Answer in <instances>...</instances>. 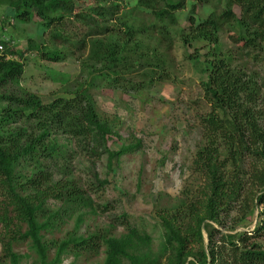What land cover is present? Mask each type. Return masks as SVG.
Masks as SVG:
<instances>
[{
	"label": "trees",
	"instance_id": "16d2710c",
	"mask_svg": "<svg viewBox=\"0 0 264 264\" xmlns=\"http://www.w3.org/2000/svg\"><path fill=\"white\" fill-rule=\"evenodd\" d=\"M75 1L0 0L6 24H33L38 30L40 41L26 39L24 50L34 51L41 61L58 63L70 57L71 50L86 48L80 69L91 70L85 77L78 76L65 97L42 103L19 85L23 53L10 46L12 38L0 37V224L2 238L6 237L0 264H21L22 255L13 251L11 242L26 245L33 257L31 264H60L63 256H97L101 249V264H159L164 258L167 264H264L261 227L250 235H220L216 239L218 231L207 225L203 247L198 218L204 213L219 225V214L242 196L236 177L224 183L222 168L226 164L236 166L248 159L250 183L264 195V118L258 110L264 108V94L260 93L262 85L255 84L257 74L253 70L246 74L245 69L251 63L264 72V0H222L224 9L208 13L205 19L198 18L195 11L196 3L204 5L207 0H93L80 9ZM187 5L182 28L187 33H182V42L186 47L196 42L208 45L203 54L195 51L186 55L189 64L200 72L208 106L198 120L203 143L192 161L207 179L208 192L201 193L200 201L184 206V215L157 214L163 233L156 251L151 248L149 235L124 212L109 215L105 230L79 234L84 217L96 210L111 211L110 202L98 204L92 198L107 182L99 179L91 162L103 157L110 167L121 155L137 150V144L109 150L111 127L98 117L89 88L95 82L124 93L142 90L141 81L123 77L144 58L138 54L135 37L137 16L162 18L155 26L158 34L167 36L170 29L165 22L174 23ZM232 5L238 8V16ZM223 24L233 28L237 45L226 51L218 49ZM146 60L150 72L158 70L160 77L164 63L160 65L157 57L151 59L153 63ZM62 83L66 85L68 77ZM78 155L90 158L87 181L74 174L71 162ZM180 216L197 221L193 253L187 248L190 230L181 228ZM71 220L72 228L62 238L51 237ZM118 226L123 232L114 236L112 230ZM259 237L263 238L261 245L249 243ZM187 257L191 259L186 261Z\"/></svg>",
	"mask_w": 264,
	"mask_h": 264
},
{
	"label": "rangeland",
	"instance_id": "374dc122",
	"mask_svg": "<svg viewBox=\"0 0 264 264\" xmlns=\"http://www.w3.org/2000/svg\"><path fill=\"white\" fill-rule=\"evenodd\" d=\"M207 1L208 3L204 5L196 3L195 14L200 19H205L212 11L217 10L219 13L224 9L222 0ZM92 2L93 0H78L75 1V5L80 9ZM3 7L0 6V37L12 38L14 42H11L10 46L23 53L20 59L23 64L20 87L37 95L42 103H48L55 97H65L78 76L85 77L86 73L91 71L87 68L81 72L80 69V62L86 59L87 49L71 50L73 54L63 62L41 61L34 51L24 50L26 39L40 41L36 27L33 24L14 27L12 21L6 24L2 17ZM231 10L238 16V8L235 5L231 6ZM187 13L188 5L177 14L178 18L175 17L174 23L165 22L170 29L167 36L158 34L155 26L156 21H161L162 18L147 17L138 13L140 15L136 18V24L134 22V29L137 31L135 37L139 48L138 54L144 58L139 61L140 66L123 74V77L131 82L141 81L144 86L142 90L124 93L107 89L95 82L89 88L98 117L111 127V134L107 138L109 150L115 152L130 144H137V150L121 155L117 161L111 163L110 167H106L103 157L95 162L92 161L93 164L91 162L99 179L107 182L105 187L99 190V194L96 193L97 196L92 198L95 203L110 202L112 205L110 213L96 210L97 213L94 215L84 217L78 229L79 234L105 230L110 221L109 215L124 212L131 222L140 225L149 235L151 248L156 251L163 233L157 214L171 215L177 212L184 215V206L200 201L201 193L208 192L207 179L201 176L192 164L194 153L203 143L198 120L208 111V106L200 85V72L186 59V55L195 51L203 54L208 45L196 42L186 47L182 42V33H187L185 29L182 30ZM145 28L146 31L143 30ZM231 29L233 28L227 24L222 25V31L218 34L219 50L226 51L237 47L233 40L234 31ZM262 47L264 48V43ZM155 57L159 58L160 65L161 62L164 63L163 74L160 77H157L158 70L150 72V65L146 63L147 58L153 63L151 59ZM236 62L244 64L240 60ZM245 69L246 74L251 70L257 74L255 84L262 85L260 93L264 94V72L261 68L250 63ZM66 77L68 83L64 85L62 81ZM150 77L151 81L146 82ZM258 110L261 111V118H264V108ZM71 163L75 176L87 181L86 168L91 167L90 158L78 155ZM248 163V159H244L236 163V166L226 164L222 168L224 183L228 182L229 178L234 180L233 178L236 177V181L241 184L242 196L236 202H231L225 212L219 214V225L210 221L204 213L199 214L203 247L207 242L204 229L207 225L218 231L214 234L216 239H219L220 235L229 237L242 233L250 235L258 227L264 232V195L262 196V189L257 190L251 185ZM260 196L262 200L258 201ZM1 200L0 197V205ZM180 218H182L179 221L182 224L181 228L184 231L190 230L188 231L190 242L187 248L196 250L194 234L197 231V221L184 216ZM73 223V220L68 221L60 232H54L51 237L62 238L63 234L72 228ZM112 232L117 236L123 232V229L118 226ZM3 233L0 224V255L3 249L2 241L6 240V237L2 238ZM46 238L50 239L49 236ZM262 241L263 238L259 237L250 239L249 243L261 245ZM11 248L22 255L21 264L32 263V254L26 245L11 242ZM194 250L192 253L195 252ZM101 251L97 256H80L77 259L63 256L60 264H101L103 260ZM51 256L52 253L49 254V257ZM164 259L160 260L159 264H167V260ZM190 259L187 257L186 261Z\"/></svg>",
	"mask_w": 264,
	"mask_h": 264
},
{
	"label": "built area",
	"instance_id": "2783aa9c",
	"mask_svg": "<svg viewBox=\"0 0 264 264\" xmlns=\"http://www.w3.org/2000/svg\"><path fill=\"white\" fill-rule=\"evenodd\" d=\"M1 50H2V46L0 45V52H1Z\"/></svg>",
	"mask_w": 264,
	"mask_h": 264
}]
</instances>
